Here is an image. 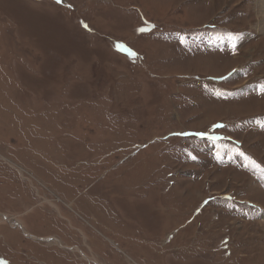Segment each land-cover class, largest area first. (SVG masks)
Returning <instances> with one entry per match:
<instances>
[{
    "label": "rangeland",
    "instance_id": "obj_1",
    "mask_svg": "<svg viewBox=\"0 0 264 264\" xmlns=\"http://www.w3.org/2000/svg\"><path fill=\"white\" fill-rule=\"evenodd\" d=\"M256 3L0 0V264H264Z\"/></svg>",
    "mask_w": 264,
    "mask_h": 264
},
{
    "label": "bare ground",
    "instance_id": "obj_2",
    "mask_svg": "<svg viewBox=\"0 0 264 264\" xmlns=\"http://www.w3.org/2000/svg\"><path fill=\"white\" fill-rule=\"evenodd\" d=\"M257 9H258V16L261 19V25L259 28H261V31L264 33V0H257ZM259 19V21H260Z\"/></svg>",
    "mask_w": 264,
    "mask_h": 264
},
{
    "label": "snow or ice",
    "instance_id": "obj_3",
    "mask_svg": "<svg viewBox=\"0 0 264 264\" xmlns=\"http://www.w3.org/2000/svg\"><path fill=\"white\" fill-rule=\"evenodd\" d=\"M56 3H57V4H60V3H62V0H56ZM85 27H87V26L85 25ZM139 31H144V29H139ZM196 135H202V134L197 133ZM241 155H243V154L241 153ZM191 158H192V159H195L196 157H195V156H191ZM245 159H249V158L245 157ZM250 163H252L254 167H256V168H260V165L257 164L255 161L250 160ZM205 203H206V202H205Z\"/></svg>",
    "mask_w": 264,
    "mask_h": 264
}]
</instances>
